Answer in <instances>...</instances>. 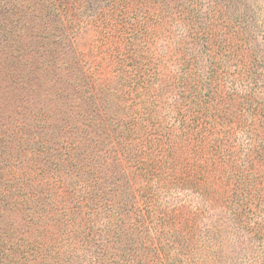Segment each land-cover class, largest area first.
I'll return each mask as SVG.
<instances>
[{
    "label": "trees",
    "instance_id": "1",
    "mask_svg": "<svg viewBox=\"0 0 264 264\" xmlns=\"http://www.w3.org/2000/svg\"><path fill=\"white\" fill-rule=\"evenodd\" d=\"M126 1L99 74L57 0H0V78L45 85L0 125V264L264 261L262 0Z\"/></svg>",
    "mask_w": 264,
    "mask_h": 264
},
{
    "label": "rangeland",
    "instance_id": "2",
    "mask_svg": "<svg viewBox=\"0 0 264 264\" xmlns=\"http://www.w3.org/2000/svg\"><path fill=\"white\" fill-rule=\"evenodd\" d=\"M61 13L65 19L66 25L72 35V45L79 53L80 58L89 67H95V73L105 74L107 69L103 67V62L107 61L110 52V38L98 39L95 32L97 20L105 19L108 13L114 15L120 20L123 27L134 15L126 8V0H57ZM123 5V11L121 6ZM261 7L264 9V0ZM96 22V23H95ZM111 25H109L110 27ZM106 26H103L105 29ZM108 27V28H109ZM125 29V28H124ZM128 31V30H126ZM112 32H110L111 34ZM111 37V35H110ZM128 36L123 34V37L117 39L121 42V50H130L131 43L127 40ZM136 42V40H135ZM68 42L64 47H68ZM1 77V76H0ZM40 87L36 91L21 89L17 86L15 80L11 78H0V125H6L12 122L14 117H18L16 109L19 103L26 100L35 101L36 105H40L43 101L38 96V91H42L45 85L39 84ZM262 252L259 251L254 257L247 258L242 262L228 260L224 264H264Z\"/></svg>",
    "mask_w": 264,
    "mask_h": 264
}]
</instances>
